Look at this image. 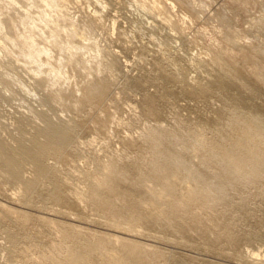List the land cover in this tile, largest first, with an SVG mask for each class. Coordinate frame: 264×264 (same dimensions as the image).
<instances>
[{"label": "rangeland", "instance_id": "1", "mask_svg": "<svg viewBox=\"0 0 264 264\" xmlns=\"http://www.w3.org/2000/svg\"><path fill=\"white\" fill-rule=\"evenodd\" d=\"M236 72L256 116L237 93L197 96ZM49 127L69 134L62 149L45 148ZM35 138L45 177L31 162L18 180L0 170V264H66L63 232L103 243L84 264L122 261L126 247L133 264H264V174L251 176L264 156V0H0V145ZM159 140L171 159L155 157ZM129 166L156 177L144 185L156 229L96 193ZM170 208L187 234L163 227Z\"/></svg>", "mask_w": 264, "mask_h": 264}, {"label": "bare ground", "instance_id": "2", "mask_svg": "<svg viewBox=\"0 0 264 264\" xmlns=\"http://www.w3.org/2000/svg\"><path fill=\"white\" fill-rule=\"evenodd\" d=\"M228 71H230V70H228ZM216 76L217 77L216 78L214 77L215 79H213L211 81L210 86H208V87L207 86H201L203 88V91L196 92L197 96L198 95L200 96V94H202V93L204 94L205 92H208L209 90H216V91L222 90L225 93H237L235 95L234 100H236V99L240 100V103L248 111V115H249V113H251L250 116L258 115L257 109L255 107H253V105L251 104V102L249 101V98L247 96L248 95L247 93L253 92V89H251L250 85L248 86V83L246 82L245 78L242 75H240L236 72V74L233 77L231 76V78H229V79H226L227 75H225L224 78H221V77L219 78V75H216ZM228 81H230L229 84H224L225 82H228ZM104 90H105V86L103 84H100V85H98V88L96 90H94V91L91 90L88 93V95L86 96V98L91 97V98L97 99V98H99L100 94ZM168 95H169V93H168ZM193 95H195V94H193ZM172 97H174V96H172ZM160 99L165 100L166 99L165 95H162ZM151 100L152 99H150V101ZM150 103L153 104L154 99ZM252 121H254V120H252ZM217 122H218V125H217V128H218L219 127V121H217ZM215 124L212 126L215 127ZM208 125L210 126L211 124L209 123ZM41 132H42V134L41 133H39V134L45 136V139H46L45 145L44 144H42V145L38 144V142L35 138V139H33L31 146H26L22 143H19L17 153L12 152L10 149H8L4 145H0V170L3 171L5 178L7 180H18V179H20V177H19L20 172L19 171L21 169V164L23 162H31L34 165V168H35L34 170L36 171V175L38 178L45 177L47 173L41 166V163H40V157L41 156L38 158V156L40 154L45 152L44 146H45V148L49 147L50 149L60 150L67 144V142L70 138L69 134L66 133L64 130H62V128H60V127H49L48 129H45L44 131H41ZM158 137L160 139L162 137V139H164V140L167 139V136L164 134H161ZM157 141H158V139H157ZM159 142H160V140H159ZM166 144L167 143L160 142L159 146L155 148L154 154H155L156 158L159 156H163V157L171 159L170 154H169L171 149H170V147L166 146ZM39 147H41V148H39ZM262 147L263 146H261V148ZM37 148H39L38 153H36V150H35ZM156 158H155V161H156ZM161 167H163V166H161ZM178 168H180V166ZM162 169H164V168H162ZM168 169L169 168H167V169L165 168L163 171H166L165 173H167ZM263 174H264V156L262 158L254 161L251 176L253 179H257ZM133 176H136V178H137V168H134L132 166H129V167L124 168V169H119L118 172H116L115 170H112V171H110V176H109V180H108L107 184H105L103 182L105 185L103 184L104 186L102 187V189L99 188L100 191L96 192V193H101L102 202L107 207H113L114 206L113 202H112L113 197H118L121 199L123 205L118 207L117 211H119V210H122V211H119L118 213H116V216H121V212L127 211V212H129V215L127 218V221L129 223L135 224V223L143 222V223L147 224L149 227H151V228L155 227V229H156L157 222L160 221L158 219V215L156 214L158 209L152 205L151 198L149 197V195L144 190V185L149 181H153V180L155 181L156 177H150V176L142 177L141 176L140 178H137L135 180V179H132ZM167 176H169V175L167 174ZM171 176H172V174H171ZM203 178H205V177L202 176L200 178V181ZM36 181L31 182V183L30 182L24 183L26 185L25 190L27 192L36 191L38 189ZM152 184H153V182H152ZM153 191H155V190H153ZM195 192H196V190H195ZM37 193L38 194L36 196L41 195V193L39 191ZM154 194H155V192H154ZM51 195L57 196L59 198V201L63 200L60 197V194L58 193L55 186L52 188ZM204 205H205V203H204ZM155 206H157V205H155ZM155 208L157 210L156 212H155ZM171 210L172 209L170 208V211ZM170 211H168V212L165 211L166 213L164 214V217H165L166 221L168 222V226H163V227L173 228V229L175 228V232L178 234H181V235L187 234L186 232H188L187 231L188 226L184 220V216L177 214V212L172 213L173 210L171 212ZM158 214H159V212H158ZM10 233H12V232H10ZM62 238L64 241L69 242L71 245V250H70V253L68 255V258L66 259V264L88 263L90 261L89 259H91L92 256H94L93 255L94 250L100 251L103 248L102 242H98L94 246L78 244L75 242V240H76L75 236L71 233H68V232H63ZM228 238L230 240H232L231 237H228ZM123 250H124V260L117 261V262L110 263V264H133L132 262H130V257L132 255H135L132 248L126 247ZM87 260H89V261L87 262ZM91 263H92V261H91Z\"/></svg>", "mask_w": 264, "mask_h": 264}]
</instances>
